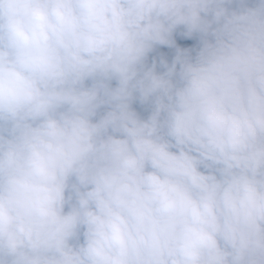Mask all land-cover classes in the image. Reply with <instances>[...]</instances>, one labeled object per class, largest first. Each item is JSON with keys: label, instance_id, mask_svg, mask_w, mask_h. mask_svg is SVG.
<instances>
[{"label": "clouds", "instance_id": "9594fccd", "mask_svg": "<svg viewBox=\"0 0 264 264\" xmlns=\"http://www.w3.org/2000/svg\"><path fill=\"white\" fill-rule=\"evenodd\" d=\"M0 264H264V0H0Z\"/></svg>", "mask_w": 264, "mask_h": 264}, {"label": "rangeland", "instance_id": "374dc122", "mask_svg": "<svg viewBox=\"0 0 264 264\" xmlns=\"http://www.w3.org/2000/svg\"><path fill=\"white\" fill-rule=\"evenodd\" d=\"M176 41L177 44L180 47H186V48H193L195 49L198 46V41L195 38H182L179 36V34L176 35ZM164 53L166 58L173 59L175 55V50L174 49H169L167 47H160L154 52L153 54L150 55V60L152 57L159 58V54ZM195 52H193V55Z\"/></svg>", "mask_w": 264, "mask_h": 264}, {"label": "trees", "instance_id": "16d2710c", "mask_svg": "<svg viewBox=\"0 0 264 264\" xmlns=\"http://www.w3.org/2000/svg\"><path fill=\"white\" fill-rule=\"evenodd\" d=\"M159 58H157L158 60ZM168 59L169 63H171L172 59H169V58H166ZM159 70V69H158ZM134 107L137 109L138 112H140V114L143 116V117H147L148 115V111L142 107L141 105H139L138 103L134 104Z\"/></svg>", "mask_w": 264, "mask_h": 264}]
</instances>
